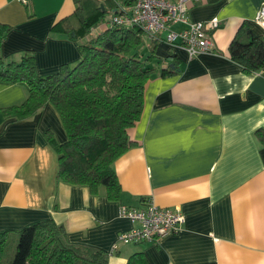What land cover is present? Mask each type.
Instances as JSON below:
<instances>
[{"label":"crops","instance_id":"0c3cea01","mask_svg":"<svg viewBox=\"0 0 264 264\" xmlns=\"http://www.w3.org/2000/svg\"><path fill=\"white\" fill-rule=\"evenodd\" d=\"M81 3H111L114 13L124 7L121 0ZM263 3L190 0L189 20H218L208 32L210 52L189 57L156 43L142 112L127 132L135 145L113 163L117 201L107 199L104 187L91 193L60 181L45 134L58 143L66 134L52 105L22 120L0 114V233L52 220L69 243L106 252L108 264H126L135 253L148 264H264V67L245 73L228 51L246 25L264 41L254 22ZM75 8L74 0H0V24L11 28L2 57L18 60L31 51L41 76L77 62L78 41L62 32ZM26 95L23 86L0 82V109ZM148 202L178 210L179 231L157 243L120 244L111 253L118 235L135 226L119 216V207L141 209Z\"/></svg>","mask_w":264,"mask_h":264},{"label":"trees","instance_id":"16d2710c","mask_svg":"<svg viewBox=\"0 0 264 264\" xmlns=\"http://www.w3.org/2000/svg\"><path fill=\"white\" fill-rule=\"evenodd\" d=\"M74 1L75 11L62 21H67L62 32L78 41L80 59L46 76L38 74L31 51L18 60L2 57L1 47L11 28L0 24V82L21 85L27 93L21 104L0 109V114L22 120L45 104L52 105L66 134L62 143L45 134L57 154L60 181L91 193L104 187L107 199L117 201L120 185L113 163L135 145L127 132L140 118L144 87L154 71L147 64L154 59L157 42L148 44L147 55L142 53L145 36L135 26H113L85 41L90 27L114 10L111 3ZM228 51L245 73L264 67L263 38L254 36L248 25L239 29ZM8 243L13 251L6 260ZM0 264H108V255L95 247L69 243L62 225L45 220L14 235L0 233ZM126 264L148 262L135 253Z\"/></svg>","mask_w":264,"mask_h":264},{"label":"built area","instance_id":"2783aa9c","mask_svg":"<svg viewBox=\"0 0 264 264\" xmlns=\"http://www.w3.org/2000/svg\"><path fill=\"white\" fill-rule=\"evenodd\" d=\"M190 0H121L123 8L104 20V30L113 26L138 27L150 42H164L171 48L183 49L189 57L208 53L211 40L208 32L218 27V20L191 21L187 15ZM254 22L264 30V3L260 5ZM183 29L175 31L173 25ZM119 216L135 226L118 235L110 252L120 244L157 243L163 237L175 234L184 222L178 210L158 207L148 202L141 209L119 207Z\"/></svg>","mask_w":264,"mask_h":264},{"label":"rangeland","instance_id":"374dc122","mask_svg":"<svg viewBox=\"0 0 264 264\" xmlns=\"http://www.w3.org/2000/svg\"><path fill=\"white\" fill-rule=\"evenodd\" d=\"M89 13L90 12H85L84 14L85 15H87V16H89ZM104 19V18H103ZM101 20L100 22H99V24H97V25H93V26H91L90 27V30H89V32H88V34L86 35V37H85V41L88 39V40H90L91 38H94V37H96V35H98L101 31H103L105 28H104V20ZM89 22H91L92 20H88ZM144 42H147L146 40L144 41ZM161 43V42H160ZM147 48H146V46H145V44L143 43V46H141V48H140V51L142 52V53H144L145 55H147L148 54V52H147V50H146ZM12 251H13V246L11 247V245L8 243V245H7V248H6V250H5V259L6 260H8L9 259V257L11 256V254H12Z\"/></svg>","mask_w":264,"mask_h":264}]
</instances>
